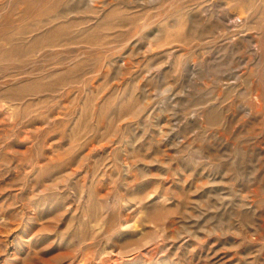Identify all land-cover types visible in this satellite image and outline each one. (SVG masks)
I'll list each match as a JSON object with an SVG mask.
<instances>
[{
  "label": "rangeland",
  "instance_id": "374dc122",
  "mask_svg": "<svg viewBox=\"0 0 264 264\" xmlns=\"http://www.w3.org/2000/svg\"><path fill=\"white\" fill-rule=\"evenodd\" d=\"M0 264H264V0H0Z\"/></svg>",
  "mask_w": 264,
  "mask_h": 264
}]
</instances>
